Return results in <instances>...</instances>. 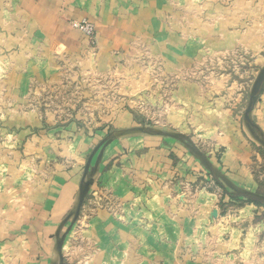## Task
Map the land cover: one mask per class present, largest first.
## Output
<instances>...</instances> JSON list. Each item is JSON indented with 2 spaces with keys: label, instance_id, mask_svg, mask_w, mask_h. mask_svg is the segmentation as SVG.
I'll list each match as a JSON object with an SVG mask.
<instances>
[{
  "label": "rangeland",
  "instance_id": "rangeland-1",
  "mask_svg": "<svg viewBox=\"0 0 264 264\" xmlns=\"http://www.w3.org/2000/svg\"><path fill=\"white\" fill-rule=\"evenodd\" d=\"M67 1H59L58 25L48 24L53 16H42L35 20L38 25L19 28L8 25L15 20L6 10L12 0L9 5L0 0V202L9 215L4 222L13 227L18 220L33 219L35 226L44 222L39 213L23 219L30 203L20 201L37 194L44 202L52 188L61 194V185L71 180L75 192L69 208L58 226L47 229L53 231L52 259L98 264L101 258L112 264V254L99 246L96 229L104 221L98 218L106 212L108 224L114 225L124 212L119 191L106 184L104 175L116 166L124 178L133 176L132 167L122 169L120 156L131 150L130 139L143 134L161 138L173 162L184 152L190 156L186 164L201 165L190 168L194 181L184 187L215 192L222 214L248 205L254 206L253 221L264 219V203L245 201L251 195L264 202V80L251 122L245 118L264 64L241 44L221 48L220 42H198L194 54L183 49L187 44L181 45V54L172 53L178 30L167 23L177 20L178 12L180 20L200 15L191 10L195 0H152L153 20H163L169 40L157 37L162 30L155 27L151 39L137 37L127 44L104 42V17L75 2L73 16L65 14ZM163 5L173 14H162ZM138 9L133 10L137 15ZM132 13L127 12L129 18ZM140 17L147 19L145 13ZM135 150L136 160H126L131 165L140 158L141 149ZM210 162L213 175L206 178ZM175 172L173 184L183 180L180 170ZM5 238L4 231L0 239ZM21 250L19 261L26 254ZM1 260L6 263V256Z\"/></svg>",
  "mask_w": 264,
  "mask_h": 264
},
{
  "label": "crops",
  "instance_id": "crops-1",
  "mask_svg": "<svg viewBox=\"0 0 264 264\" xmlns=\"http://www.w3.org/2000/svg\"><path fill=\"white\" fill-rule=\"evenodd\" d=\"M9 1L7 0V5L10 4ZM59 1L12 0L13 7L9 5L6 10L13 13L15 20L8 25L19 28L35 26L38 25L35 20L40 21L42 16H53L54 19L48 24L58 25L61 21L56 16V10L62 3ZM73 2L84 11L104 17V42L127 44V40L130 42L137 37L148 40L151 36L154 37L155 27L162 30L157 37L169 40L170 32L169 29L165 30L163 20L162 24L153 20L152 0L139 5L137 0H68L65 14L73 16ZM192 4L191 10L199 11L200 15L193 13L180 20L178 12L177 20L167 23L169 26H177L178 30L177 47L172 49V53L176 51L174 53L181 54V45L184 44L187 45L183 49L191 54L196 53L198 42H220L221 48L241 44L238 46L254 53L257 63L264 64V0H195L190 5ZM178 5L183 6L182 3ZM137 7L138 15L133 11ZM166 11L173 14L169 6L163 5L161 13ZM127 12H133L130 18ZM140 12L145 13L147 19L142 20ZM185 35L190 38L187 40ZM170 50L169 47L168 51ZM260 127L264 133V125ZM160 140L157 136L147 134L135 140L130 139L131 150L127 154L123 152L120 161L123 163L122 169H126L125 166L132 167L130 169L134 172L133 176L124 178L122 170L118 173L116 166L104 175L106 184L119 191L117 193H120L124 212L122 220L115 221L114 225L108 224L109 216L106 212H101L98 218V222L101 219L104 221L96 229L99 246L103 245L105 251L112 254V264H264V219L253 221L254 206L247 205L222 214L218 210L215 192L208 191L206 187H195V190L189 186L184 187V184H193L194 181L190 168L198 165L201 169V165L198 162L186 164L190 156L184 152H179L183 158L173 162L163 140ZM135 149H141L140 158L131 165L126 160L135 158L138 151ZM212 165L214 164L211 162L207 165L204 177L208 178L207 174L213 175ZM176 169L180 170L183 180L173 184L170 177L176 173ZM112 176L113 180L110 179ZM71 182L69 180L63 187L61 185V194H58L56 188H52L44 202L37 194L20 201L21 204L30 203L23 219L26 216L35 217L38 213L45 218L44 222H36L37 226L33 219L31 223L30 220H18L14 227L11 221L4 222L9 215L0 202V234L4 231L8 233L7 239H0V264H59L51 255L54 247L51 244L53 231L48 233L47 229L53 224L58 226L69 208L75 192ZM254 186L253 183L248 186L250 194L253 193ZM123 190L125 194L121 192ZM23 228H30L33 232L29 230L27 235H19V230ZM14 234L18 235L9 236ZM45 234L48 237L46 239L43 236ZM21 247L26 254L23 253V260L19 261ZM2 256H6V263L2 262ZM97 261L98 264H109L106 259L102 262L99 258Z\"/></svg>",
  "mask_w": 264,
  "mask_h": 264
},
{
  "label": "water",
  "instance_id": "water-1",
  "mask_svg": "<svg viewBox=\"0 0 264 264\" xmlns=\"http://www.w3.org/2000/svg\"><path fill=\"white\" fill-rule=\"evenodd\" d=\"M260 80H264V69L261 70V72L259 73L255 83L253 84L252 86V89H251V94H250V103L245 111V118L248 122H251V119H250V116H249V113L251 111V107H252V104L254 103V101L256 100V90L257 88L259 87V81Z\"/></svg>",
  "mask_w": 264,
  "mask_h": 264
},
{
  "label": "trees",
  "instance_id": "trees-1",
  "mask_svg": "<svg viewBox=\"0 0 264 264\" xmlns=\"http://www.w3.org/2000/svg\"><path fill=\"white\" fill-rule=\"evenodd\" d=\"M261 82H263V80ZM261 87H262L261 84H259V87L256 90V95H258L260 93ZM233 197L238 198V195H234ZM245 201L252 202V203H255V204H262V203H264V202H262L263 200L262 201L257 200L253 196H251V195H247L245 197Z\"/></svg>",
  "mask_w": 264,
  "mask_h": 264
}]
</instances>
